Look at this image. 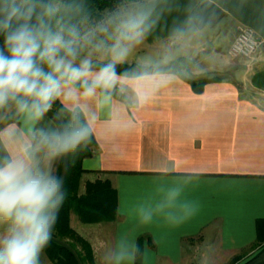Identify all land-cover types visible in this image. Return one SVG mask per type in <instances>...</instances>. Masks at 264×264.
<instances>
[{"label": "clouds", "instance_id": "obj_1", "mask_svg": "<svg viewBox=\"0 0 264 264\" xmlns=\"http://www.w3.org/2000/svg\"><path fill=\"white\" fill-rule=\"evenodd\" d=\"M215 3L0 0V264H50L67 178L101 114L112 129L131 131V114L189 74ZM197 182V173L159 167L127 208L135 225L113 238L103 264H144L138 228L190 222L201 211L188 196Z\"/></svg>", "mask_w": 264, "mask_h": 264}, {"label": "crops", "instance_id": "obj_2", "mask_svg": "<svg viewBox=\"0 0 264 264\" xmlns=\"http://www.w3.org/2000/svg\"><path fill=\"white\" fill-rule=\"evenodd\" d=\"M214 7L217 17L189 74L131 114V131L112 129L101 114L97 150L83 160V177L111 182L117 218L85 224L71 215L72 228L77 218L76 231L92 245L95 264H103L102 253L117 234L135 225L128 206L166 165L198 174L188 196L200 202L201 211L177 229L138 228L147 250L144 264H230L243 256L242 264L264 246V0H216ZM170 22L171 17L162 21L155 35H165ZM241 28L252 29L263 42L251 59L230 55ZM201 80L211 81L197 91L191 81Z\"/></svg>", "mask_w": 264, "mask_h": 264}, {"label": "trees", "instance_id": "obj_3", "mask_svg": "<svg viewBox=\"0 0 264 264\" xmlns=\"http://www.w3.org/2000/svg\"><path fill=\"white\" fill-rule=\"evenodd\" d=\"M210 81L191 83L200 91ZM96 150L97 143L94 138L88 150L80 154L67 178L68 196L61 209L54 238L47 249V257L53 264H95L92 245L71 226L72 214L77 215L85 224L111 222L117 218V194L109 180L88 181L82 191L81 181L86 172L82 166L83 160L94 156ZM78 249L80 250L77 251ZM242 257L235 258L231 264H238ZM242 264H264V246L257 255Z\"/></svg>", "mask_w": 264, "mask_h": 264}, {"label": "built area", "instance_id": "obj_4", "mask_svg": "<svg viewBox=\"0 0 264 264\" xmlns=\"http://www.w3.org/2000/svg\"><path fill=\"white\" fill-rule=\"evenodd\" d=\"M263 42L250 28H241L231 47L230 55L234 59H251L261 48Z\"/></svg>", "mask_w": 264, "mask_h": 264}, {"label": "rangeland", "instance_id": "obj_5", "mask_svg": "<svg viewBox=\"0 0 264 264\" xmlns=\"http://www.w3.org/2000/svg\"><path fill=\"white\" fill-rule=\"evenodd\" d=\"M87 181V178L86 177H83L82 178V185L81 186H83L84 187V183ZM73 226H74V229L75 230H77V231H79L78 230V228H80V224H79V221H78V219L77 218H74L73 219ZM80 232V231H79ZM66 243H68V242H66ZM80 249H78L77 251H79ZM231 264V263H230Z\"/></svg>", "mask_w": 264, "mask_h": 264}]
</instances>
